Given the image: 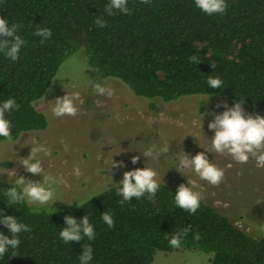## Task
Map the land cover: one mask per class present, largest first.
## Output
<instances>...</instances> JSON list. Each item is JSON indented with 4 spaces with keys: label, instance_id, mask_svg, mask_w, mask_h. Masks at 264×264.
Returning <instances> with one entry per match:
<instances>
[{
    "label": "trees",
    "instance_id": "1",
    "mask_svg": "<svg viewBox=\"0 0 264 264\" xmlns=\"http://www.w3.org/2000/svg\"><path fill=\"white\" fill-rule=\"evenodd\" d=\"M108 2L0 0V17L9 27L23 25L17 34L26 41L15 62L0 53V104L12 97L21 106L5 113L11 140L47 126L36 103L61 62L79 49L89 67L102 77L119 79L137 96L170 101L200 94L234 103L244 97L245 113L264 116V0H226V13L213 15L198 9L194 0H150L147 5L128 0L131 15L117 11L109 16L104 10ZM98 16L107 21L105 27L95 24ZM37 27L51 29L52 36L40 43ZM192 55L201 62L190 64ZM210 75L222 80L221 89L208 86ZM11 186L0 180V216L14 215L32 231L19 234V247L10 248L0 264H79L88 244L93 250L90 264H149L156 251L177 249L169 239L189 225L178 248L209 253L210 264H264V235L245 232L203 200L189 215L174 203L178 188L165 183L151 202L146 194L121 205L112 184L85 199L83 207H34L27 201L10 207L4 191ZM104 211L113 216L112 229L101 219ZM66 215L77 220L87 215L95 239L63 243L59 232ZM0 232L8 235L9 229L0 224Z\"/></svg>",
    "mask_w": 264,
    "mask_h": 264
},
{
    "label": "rangeland",
    "instance_id": "2",
    "mask_svg": "<svg viewBox=\"0 0 264 264\" xmlns=\"http://www.w3.org/2000/svg\"><path fill=\"white\" fill-rule=\"evenodd\" d=\"M97 82L114 89V95L109 98L95 94L93 85ZM67 92H79L85 103L78 106L79 115L57 118L52 115L51 106L56 97ZM206 98L209 97L195 94L162 101L137 96L119 79L102 77L89 67L79 49L61 62L36 103L47 118V126L0 142V180L14 184L17 177L24 176L43 182V174H32L19 163L30 155L32 145H41L50 150V155L41 152L37 158L43 161L44 175L52 177L50 186L58 200L46 205L29 204L49 207L72 201L77 205L94 192L122 180L125 171L146 166L157 172L160 183L178 188L188 180L173 166L178 157L183 151L189 157L204 151L210 162L224 170V179L219 186H212L195 173L187 172L197 180L202 200L226 214L245 232L263 236L264 167L258 168L254 158L240 164L230 156L204 149L211 147L214 136L208 123L225 110V102L228 107L235 104L226 98ZM165 143L170 145L167 156L153 159L142 154L151 144ZM133 156L140 157L136 164L132 163ZM112 159L123 162V166L109 170ZM77 166L79 177L74 174ZM209 257V253L198 249L177 248L156 251L149 264H210Z\"/></svg>",
    "mask_w": 264,
    "mask_h": 264
},
{
    "label": "clouds",
    "instance_id": "3",
    "mask_svg": "<svg viewBox=\"0 0 264 264\" xmlns=\"http://www.w3.org/2000/svg\"><path fill=\"white\" fill-rule=\"evenodd\" d=\"M149 2L150 0H141V3L145 5ZM194 3L198 9L208 15L216 13L224 14L229 6L226 0H194ZM127 4L128 0H109L104 6V10L109 16L115 15L117 11L125 15H131L133 10L129 9ZM94 22L101 28L107 24L103 16L96 17ZM21 27L23 25L18 23H13L9 27L8 20L0 17V53H3L4 56L10 58L13 62L19 58L22 46L26 43L17 34V30ZM34 34L41 37L40 43H44L52 36V30L47 27H37ZM189 62L196 65L201 60L197 56L192 55L189 57ZM211 65L213 68L215 67L214 64ZM207 84L212 89H221L223 82L219 77L210 75L207 79ZM93 91L97 95L109 98L114 95V89L100 82L93 85ZM208 99L210 98H206V100ZM54 100L55 103L51 106L50 110L52 115L57 118L79 115L80 108L78 106H82L85 103L79 92L71 94L67 92L63 97H56ZM243 102L244 97H241L232 107H228L225 102V110L222 113L214 115V119L208 123V128L214 131V136L211 137V147L204 149L207 152L230 156L235 162L240 164H246L250 158H254L256 166L261 168L264 167V116L259 114L255 116L252 114L246 115L245 109L242 106ZM97 103L99 106L100 102ZM20 107V104L12 97L5 99L0 104V137H4L7 140L12 139L10 131L11 122L5 117V113L12 110L18 111ZM65 149L67 150V145H65ZM169 150L170 145L167 143L163 146L151 144L148 149L142 151V154L147 158L159 159L162 155L167 156ZM41 152L45 155H50L48 148L41 145H32L30 155L27 158H23L19 163L25 167L26 171L32 174H43V182L26 179L24 176L17 177L14 181V186L4 191L6 202L10 207L25 201L30 204L46 205L49 202L54 203L58 200L54 189L50 186L52 177L44 175L43 161L37 158V154ZM97 158L100 159L101 157L98 156ZM131 159L132 163L136 164L140 157L133 156ZM121 166H123V162L117 163L112 159L109 170ZM173 166L178 172L188 177L187 184L181 183L178 186L174 196V203L177 208L188 212L189 215L196 213L197 209L201 206L203 196L201 191L197 190L199 188L197 180L186 173L193 172L200 180L206 181L212 186H219L224 179V170L219 168L215 163L210 162L204 151L198 152L191 157L183 151V155L178 157V163ZM74 174L77 177L81 175L78 166L74 169ZM113 186L116 187V194L122 197L120 200L121 205H124L133 198L140 199L146 194L150 202L154 201L160 188V183L157 179V172L146 166L125 171L123 179L119 183L113 182ZM64 202L69 207L71 206L72 201ZM78 206L83 207L82 202L78 201ZM101 219L109 229L115 227V222L110 212L104 211L101 213ZM64 220L66 226L62 227L59 232V237L63 243L70 244V242L80 241L85 237L90 241L95 239L94 226L90 223L87 215L83 216L80 220H77L73 215H66ZM0 224L7 226L9 229L8 235L0 232V257H3L10 248L16 249L19 247L21 243L19 234L21 232L30 233L32 229L28 224L18 222L14 215L0 216ZM190 230L189 225L181 231H177L169 239L170 246L173 248L180 247L182 238ZM199 238V234H195V239L198 240ZM12 256H17V254L13 252ZM78 259L79 264H90L93 259V250L90 244L82 247Z\"/></svg>",
    "mask_w": 264,
    "mask_h": 264
}]
</instances>
